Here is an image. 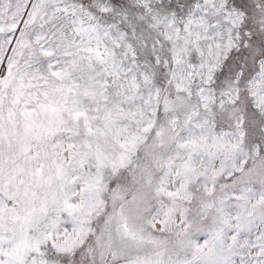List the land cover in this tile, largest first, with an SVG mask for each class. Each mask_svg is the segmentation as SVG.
Instances as JSON below:
<instances>
[{
  "label": "snow or ice",
  "instance_id": "1",
  "mask_svg": "<svg viewBox=\"0 0 264 264\" xmlns=\"http://www.w3.org/2000/svg\"><path fill=\"white\" fill-rule=\"evenodd\" d=\"M0 264H264V0H0Z\"/></svg>",
  "mask_w": 264,
  "mask_h": 264
}]
</instances>
